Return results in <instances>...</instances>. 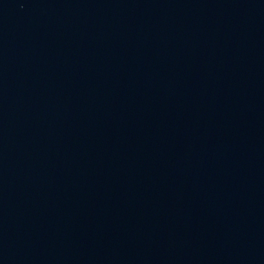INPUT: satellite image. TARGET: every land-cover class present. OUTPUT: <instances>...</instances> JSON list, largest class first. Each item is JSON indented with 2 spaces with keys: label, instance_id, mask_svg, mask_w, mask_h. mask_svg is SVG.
I'll return each instance as SVG.
<instances>
[{
  "label": "water",
  "instance_id": "1",
  "mask_svg": "<svg viewBox=\"0 0 264 264\" xmlns=\"http://www.w3.org/2000/svg\"><path fill=\"white\" fill-rule=\"evenodd\" d=\"M0 264H264V0H0Z\"/></svg>",
  "mask_w": 264,
  "mask_h": 264
}]
</instances>
